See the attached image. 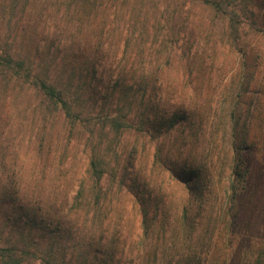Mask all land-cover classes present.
I'll use <instances>...</instances> for the list:
<instances>
[{
	"label": "rangeland",
	"instance_id": "374dc122",
	"mask_svg": "<svg viewBox=\"0 0 264 264\" xmlns=\"http://www.w3.org/2000/svg\"><path fill=\"white\" fill-rule=\"evenodd\" d=\"M82 1L0 0V56L20 50L29 61L39 47L51 49L53 58L46 60L56 65L63 58L71 63L74 57L70 54L75 55L79 48V66L102 55L107 65L114 61L108 69L98 64V73L106 80L121 74L117 67L121 61L132 65L130 80L157 71L155 89L150 86L145 103L154 95L157 105L152 110L165 115L176 110L190 112V121L165 138L164 153L179 167L200 166L201 174L212 177L208 202H193L190 207L197 226L192 242L195 261L264 264V3L261 7L251 5L252 0H227L217 10L207 0H87L89 5L82 9ZM11 75H15L13 71L0 65V119L11 114L9 120L0 121V135L3 129H14L7 135L6 141L12 143L7 155L18 158L21 181L27 184L24 192H35L36 203L46 208L53 202L56 208L66 204V193L71 203L77 184L60 182L51 165L46 172L36 173L44 161L39 158L35 137L30 136L32 121L21 124V117L22 110L32 115L37 99L33 90L20 89ZM21 125L27 133L25 140L23 130L21 137L16 135ZM235 136L245 138L244 165L250 174L238 205L240 215L231 226L226 187L235 145L240 146ZM18 140L23 143L16 148ZM77 142L72 140L70 149ZM120 143V167L131 154L130 167L120 172L147 180L153 194L170 207L172 218L180 215L188 201L187 189L171 172L155 165L156 140L133 130ZM80 147L62 167L69 179L86 173L88 159ZM76 150L74 147L73 152ZM34 157L35 190L30 180ZM111 199L121 228L116 236L115 263L161 264L163 253L158 252L156 258L152 255L164 248L158 235L147 252L137 248L141 215L133 201L124 191ZM178 240L180 247L184 239ZM165 252L168 261L174 252ZM187 256L190 253L181 264ZM35 262L41 264V259ZM0 264L5 263L0 259Z\"/></svg>",
	"mask_w": 264,
	"mask_h": 264
},
{
	"label": "trees",
	"instance_id": "16d2710c",
	"mask_svg": "<svg viewBox=\"0 0 264 264\" xmlns=\"http://www.w3.org/2000/svg\"><path fill=\"white\" fill-rule=\"evenodd\" d=\"M207 1L221 10L227 0ZM262 2L264 0H252L251 5L262 7ZM80 5L84 9L89 3L83 0ZM247 5L251 6L248 2ZM145 20L144 25H149L146 17ZM79 52L80 49L77 48L75 55L70 54L74 57L71 63L63 58L62 63L56 65L46 60L53 58L51 49L42 51L39 47L35 49L34 59L29 61L26 60L27 55L25 58L20 50L10 52L8 57L0 56V65L14 72L15 75L11 77L16 80L20 89L35 92L37 101L32 115L31 111L22 110L24 115L21 117V124L32 121L30 136L35 137L39 158L44 161H41L42 166H39L36 173L46 172L47 165H51L60 182L67 180L65 185L77 184L71 203L67 193L66 204L58 208L53 207L54 202L47 205V208L36 203L35 192L34 195L24 192L27 184L21 181L18 158H9L7 155L12 146L11 142L6 141L7 135H12L14 129L2 130L1 261L5 264H37L35 259H41V264H116V236L121 228L118 220L120 217L111 205V198L124 191L141 215V231L137 234V248L140 251L147 252L152 239L158 235L162 239L159 243L163 242L164 248L154 250L152 255L156 258L158 252H162L161 264H181L182 258L189 253L191 256H187L183 264H205L195 261L197 252L192 242L197 226L190 216V207L193 202H208L212 194V177L208 173L201 174L200 166L190 169L179 167L172 161L169 153H164L165 138L184 122L190 121V112L176 110L165 115L152 110L150 107L157 105L154 95L145 103V95L150 86L155 89L157 71L133 76L130 80L129 70L132 65L129 67L128 63L121 61L123 63L117 65L121 74L116 78L110 76L106 80L98 73V64L101 63L108 69L114 65V61L107 65V58L102 55L97 60L89 59L85 66H79ZM64 74L67 75L66 78ZM5 106L8 108L7 104ZM234 115L232 113V117ZM5 116L0 121L9 120L11 114L7 113ZM133 130L156 140L155 165L164 169V172H171V177L187 189L188 201L180 215L172 218L170 207L153 194L147 180L138 181L130 173L120 172L131 165L130 154L128 161L120 167V142L127 132ZM17 131L16 135H21L25 140L27 133L22 125ZM235 138L239 140L240 146L235 145L234 166L226 187L227 215L231 218V226L240 215L238 205L250 174L244 165L248 150L243 147L245 138ZM72 140L78 142L70 149ZM21 143L23 141L18 140L16 148ZM81 145L88 159L86 173L69 179L62 167L70 160V156L79 153ZM74 147L77 149L75 152ZM30 173L35 190V157ZM59 211L61 215L58 214ZM181 238L184 242L179 247L178 239ZM133 246L134 244L132 248ZM168 250H172L174 255H170L167 261L165 251ZM39 252L43 253L42 257L38 256Z\"/></svg>",
	"mask_w": 264,
	"mask_h": 264
}]
</instances>
